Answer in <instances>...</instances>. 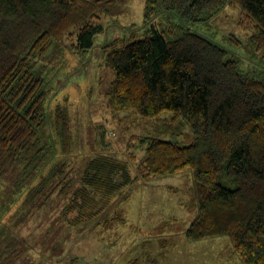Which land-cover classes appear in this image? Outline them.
I'll return each instance as SVG.
<instances>
[{
  "label": "trees",
  "instance_id": "16d2710c",
  "mask_svg": "<svg viewBox=\"0 0 264 264\" xmlns=\"http://www.w3.org/2000/svg\"><path fill=\"white\" fill-rule=\"evenodd\" d=\"M131 1L0 0V264L22 256L18 225L59 185L63 192L74 184L66 179L72 117L52 102L39 62L54 44L68 46L66 40L92 49L104 17L124 14ZM144 1L146 35L105 46L114 74L109 106L145 119L171 111L191 128L189 144L142 139V175L190 170L198 213L186 237L228 236L243 264H264V78L244 73L228 48L194 29L238 5L264 58V0ZM134 180L126 161L97 154L71 205L85 215L103 211Z\"/></svg>",
  "mask_w": 264,
  "mask_h": 264
},
{
  "label": "rangeland",
  "instance_id": "374dc122",
  "mask_svg": "<svg viewBox=\"0 0 264 264\" xmlns=\"http://www.w3.org/2000/svg\"><path fill=\"white\" fill-rule=\"evenodd\" d=\"M144 16L145 1L132 0L124 14L104 17L105 30L96 36L92 49L84 51L72 45L76 39L66 40L68 46L56 43L40 60L52 102L66 107L72 117L66 179L72 177L74 184L63 192L59 185L23 227L18 225L24 251L15 264H243L228 236L198 241L186 237L198 213L190 170L142 175L140 163L147 147L142 139L189 144L194 137L191 128L174 121L171 111L145 119L109 106L107 91L114 74L105 65V46L123 37L146 35ZM194 29L228 48L244 73L264 78L263 54L252 43L253 24L240 6L231 4ZM100 153L126 161L135 180L106 209L95 213L88 209L85 215L71 205L74 190L89 160Z\"/></svg>",
  "mask_w": 264,
  "mask_h": 264
}]
</instances>
